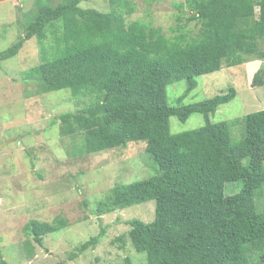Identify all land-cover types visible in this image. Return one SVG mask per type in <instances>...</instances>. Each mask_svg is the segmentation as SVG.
I'll list each match as a JSON object with an SVG mask.
<instances>
[{
  "label": "trees",
  "instance_id": "trees-1",
  "mask_svg": "<svg viewBox=\"0 0 264 264\" xmlns=\"http://www.w3.org/2000/svg\"><path fill=\"white\" fill-rule=\"evenodd\" d=\"M82 2L37 0L36 18L0 52V66L26 40L38 37L45 53H58L34 67L39 91L69 88L76 97L91 98L84 108L55 117L61 135H83L85 153L146 142L157 173L116 184L97 213L155 201L152 221L129 220L132 244L147 252V264H263L264 210L254 197L258 189L264 196V109L246 115L242 139L234 144L229 122L210 120L236 97L234 87L199 102L171 105L168 86L185 80L183 98L198 86L200 75L225 64L264 60V0H184L177 4L180 14L171 34L153 21H128L136 10L132 0H108L110 12L84 8ZM192 21L199 28L189 37L185 27ZM49 34V44L44 43ZM262 70L254 74L253 85ZM194 113L205 116L203 126L172 133L173 115L185 121ZM241 179L244 188L228 195L226 183ZM67 225V218L57 216L52 222L33 219L25 228L43 244L44 236ZM104 233L72 256L95 247ZM117 240L124 242V235Z\"/></svg>",
  "mask_w": 264,
  "mask_h": 264
},
{
  "label": "rangeland",
  "instance_id": "rangeland-1",
  "mask_svg": "<svg viewBox=\"0 0 264 264\" xmlns=\"http://www.w3.org/2000/svg\"><path fill=\"white\" fill-rule=\"evenodd\" d=\"M37 0H0V52L11 47L27 31L37 16ZM62 0H52L57 4ZM136 10L127 17L153 21L171 34L177 23V4L184 0H132ZM84 8L103 12L113 10L108 0H83ZM183 18L185 23L186 17ZM199 26L186 24L185 31L195 36ZM52 36L49 34L47 43ZM49 44V42H48ZM58 55L42 50L38 37L26 40L20 52L2 61L0 66V264H126V257L136 264H147V252L138 251L128 231L132 218L150 222L155 216V201L132 205L102 215L98 203L118 183L151 177L158 165L146 151V142H131L126 147L96 153L82 151L83 135L63 136L55 117L87 106L89 95L76 97L64 88L39 91L35 66ZM252 60L220 71L198 76L199 84L187 96L185 80L168 86V102L184 105L227 92L237 95L210 114L212 122H229L234 144L244 132L249 113L264 109V82L253 85V76L261 66ZM262 70V71H263ZM262 74V73H261ZM172 133L199 128L206 123L202 113L185 121L173 115ZM244 181L226 183L228 195L240 192ZM263 189L255 192V203L264 210ZM57 216L69 225L44 236L43 244L34 240L25 228L33 219L52 222ZM105 232L95 247L72 256L77 247ZM124 235V242L117 237ZM264 264V263H263Z\"/></svg>",
  "mask_w": 264,
  "mask_h": 264
},
{
  "label": "crops",
  "instance_id": "crops-1",
  "mask_svg": "<svg viewBox=\"0 0 264 264\" xmlns=\"http://www.w3.org/2000/svg\"><path fill=\"white\" fill-rule=\"evenodd\" d=\"M253 63H254V65H259V67L261 66V60L253 61Z\"/></svg>",
  "mask_w": 264,
  "mask_h": 264
},
{
  "label": "water",
  "instance_id": "water-1",
  "mask_svg": "<svg viewBox=\"0 0 264 264\" xmlns=\"http://www.w3.org/2000/svg\"><path fill=\"white\" fill-rule=\"evenodd\" d=\"M264 80V70L262 71L261 78L259 80V83H262Z\"/></svg>",
  "mask_w": 264,
  "mask_h": 264
}]
</instances>
